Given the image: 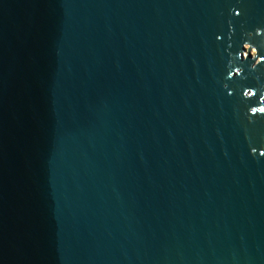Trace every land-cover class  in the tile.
Segmentation results:
<instances>
[{"label": "water", "instance_id": "water-1", "mask_svg": "<svg viewBox=\"0 0 264 264\" xmlns=\"http://www.w3.org/2000/svg\"><path fill=\"white\" fill-rule=\"evenodd\" d=\"M261 109L264 0H0V264H264Z\"/></svg>", "mask_w": 264, "mask_h": 264}, {"label": "snow or ice", "instance_id": "snow-or-ice-1", "mask_svg": "<svg viewBox=\"0 0 264 264\" xmlns=\"http://www.w3.org/2000/svg\"><path fill=\"white\" fill-rule=\"evenodd\" d=\"M261 111H264V109H261Z\"/></svg>", "mask_w": 264, "mask_h": 264}, {"label": "rangeland", "instance_id": "rangeland-1", "mask_svg": "<svg viewBox=\"0 0 264 264\" xmlns=\"http://www.w3.org/2000/svg\"><path fill=\"white\" fill-rule=\"evenodd\" d=\"M252 52H254V50L252 49Z\"/></svg>", "mask_w": 264, "mask_h": 264}]
</instances>
